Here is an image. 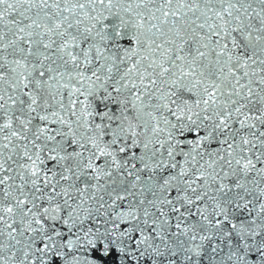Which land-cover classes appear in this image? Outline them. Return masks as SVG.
I'll use <instances>...</instances> for the list:
<instances>
[{
    "label": "snow or ice",
    "instance_id": "1",
    "mask_svg": "<svg viewBox=\"0 0 264 264\" xmlns=\"http://www.w3.org/2000/svg\"><path fill=\"white\" fill-rule=\"evenodd\" d=\"M0 264H264V0H0Z\"/></svg>",
    "mask_w": 264,
    "mask_h": 264
}]
</instances>
